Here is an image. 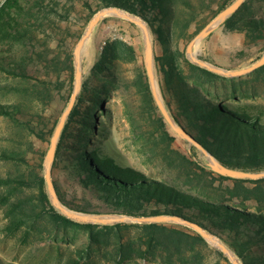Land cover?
I'll return each mask as SVG.
<instances>
[{
	"label": "trees",
	"instance_id": "obj_1",
	"mask_svg": "<svg viewBox=\"0 0 264 264\" xmlns=\"http://www.w3.org/2000/svg\"><path fill=\"white\" fill-rule=\"evenodd\" d=\"M233 1L222 0L215 11L212 7L218 0H82V5L88 12L85 25L105 7L120 8L142 18L150 28L154 47L157 48L155 71L161 77L158 82L160 92L174 120L223 165L242 171L263 172L264 122L261 115L254 116L232 103L216 102L212 98L211 87L224 77L194 65L186 57L185 51L179 48L180 42L191 41L206 24V19L202 24L197 23L204 12L212 10L211 17H215ZM260 5L264 9V0H246L222 27L227 33L243 34L249 44L264 43V12L257 8ZM70 12L67 8H61L59 0L2 1L0 68L28 84L14 88L16 92L31 95L45 104L46 101L51 102L54 94L61 95L65 83L44 79L40 80L41 84H32L25 63L15 58L6 64V69L2 64L7 60L1 56L2 43L12 40L27 43L33 52L38 43V34H48L49 30L54 32L53 26L57 22L70 20ZM192 27L195 28L193 32ZM82 33L78 32L76 38L79 39ZM61 39V44H64V39ZM44 49L34 51V54L38 61H46L47 71L53 70L57 75L65 71L70 74L69 101L74 81L73 56L62 52L51 58L47 46ZM138 62L136 48L124 39L115 37L104 41L62 131L54 165L63 164L71 178L76 179L112 213L135 217L177 216L217 235L235 252L242 264H264V211L252 212L228 205L225 201L185 193L123 164L119 156L108 151L103 144L92 143L91 135L98 128L96 125L100 114L110 117L104 102L117 88L119 70L123 65L136 68L131 84L142 98L143 112L149 118L156 117L154 123L163 140L175 141L176 137L169 135L168 124L155 103L146 69L143 65L138 66ZM231 80L234 82L237 79ZM25 115L22 104H0V117L28 129L41 140L47 141L53 136L57 121L47 131L42 122V127L37 128L32 125V120H22L21 117ZM76 124L80 126L76 127ZM6 157L26 163L24 157L18 154ZM190 164L200 170V177H210L212 181H231L233 186L227 189L231 199L256 203L264 200V178L232 179L215 175L195 161H190ZM37 167H27L28 173L14 180L18 187L31 188L35 185L36 195L13 203L10 208L13 218H19L18 213L22 211L25 217L47 219L56 228L83 229L87 231L90 241L97 244L113 238L117 255L123 258L136 253L141 258L150 255L155 260L160 256L165 264H205L208 255L212 254L217 259L215 264L228 262V258L212 248L200 234L180 225L118 223L103 226L70 220L52 206L44 176L41 175V163ZM56 190L65 203L57 186ZM65 205L86 212L78 206ZM23 207L28 209L23 210ZM132 229L138 231L136 238L124 243L126 234Z\"/></svg>",
	"mask_w": 264,
	"mask_h": 264
},
{
	"label": "rangeland",
	"instance_id": "obj_2",
	"mask_svg": "<svg viewBox=\"0 0 264 264\" xmlns=\"http://www.w3.org/2000/svg\"><path fill=\"white\" fill-rule=\"evenodd\" d=\"M2 1L0 0V4ZM59 1L61 8L71 11L70 20L57 22V25L53 26L54 32L52 30H49L48 34L40 32L34 51H44V47L47 46L51 58L59 56L62 52L71 53L74 67V87V49L88 28L89 23L85 25L88 12L84 9L82 0ZM221 1L218 0L212 7L214 11ZM258 7H260L259 11L264 12V9H261L263 5ZM211 15L212 10H209L199 17L198 24L207 20L200 31L217 16L211 17ZM194 29L192 27L191 32ZM82 31L81 37L77 39L78 32ZM115 37L122 38L132 44L139 54L138 66L145 67L144 39L140 28L121 18L108 17L94 28L82 50L83 81L89 77L104 41ZM61 38L64 39V44H61ZM189 43L190 41L188 43L182 41L179 43V48L186 53ZM34 51L32 52L27 43L14 40L2 43L1 56L7 59L6 63L2 62V64L8 69L6 64L11 63L9 61L13 58L23 61L27 67V74L31 77L29 82L32 84H41L40 80L44 79L53 82L64 81L65 87L61 92V97L54 94L51 102L46 101L43 104L32 98L31 95L18 93L14 88L26 87L28 84L0 68V104H22L26 115L21 119L32 120V125L37 128L42 127V122L45 130L49 131L56 121L58 124L69 103L67 93L70 74L65 71L57 75L53 70L47 71L46 61L41 60L43 63L38 61ZM194 52L199 59L212 65L226 70H240L252 66L262 57L264 43L249 44L243 34L227 33L220 26L208 38L195 46ZM154 53L157 54L155 47ZM262 68L263 66L250 73L252 76L248 74L237 78L224 77V80H219L211 87L212 98L216 102L232 103L254 116L261 115L264 122V69ZM135 69V66H121L117 88L112 90L104 102L110 117L100 114L96 125L98 128L91 135L92 143L103 144L108 151L118 155L119 161L123 164L185 193L206 196L211 200L225 201L228 205L252 212H263L264 200L256 203L255 201L241 202L236 198L231 199L227 193V189L233 186L231 181H212L213 179L210 177H200L199 175H202L200 170L190 164V161H195L200 167L209 170L206 167V159L193 144L178 135L168 123V133L176 139L174 142H166L161 138L160 132L157 131V124L154 123L156 117L149 118L150 116L143 112L142 98L131 84ZM156 79L157 82L161 81V77L157 74ZM231 79L237 80L233 82ZM79 126L76 124V127ZM51 138L47 141L41 140L30 133L28 129L7 118L0 117V155H2V159H0V264H165L161 261L160 256L156 260L150 255L141 258L136 253L128 258L120 257L117 255L113 238L97 244L90 241L87 231L83 229L56 228L47 219L25 217L22 211L18 213L19 218H13L10 211L13 203L36 195L35 185L31 188L18 187L14 180L20 175L28 173L27 167L38 169L39 163L42 165L41 175L45 177L44 161ZM9 154L21 155L26 163L7 158L6 156ZM51 173L54 185L57 186L66 204L85 209L84 213H112L92 193L86 191L76 179L71 178L63 164L56 163L54 165L53 163ZM215 175L218 174L215 173ZM214 177L216 178V176ZM65 203L63 204L65 205ZM25 209L28 208L23 207V210ZM137 234V230H130L125 236L124 243L130 238L135 239ZM216 260V257L210 254L206 258L205 264H215ZM221 264L232 263L228 259V262L221 261Z\"/></svg>",
	"mask_w": 264,
	"mask_h": 264
},
{
	"label": "water",
	"instance_id": "obj_3",
	"mask_svg": "<svg viewBox=\"0 0 264 264\" xmlns=\"http://www.w3.org/2000/svg\"><path fill=\"white\" fill-rule=\"evenodd\" d=\"M246 0H235L228 7H226L223 11H221L202 31H200L188 44L186 49L187 58L191 63L197 65L201 68H204L212 73L217 75L227 77V78H237L248 75L252 73L257 68L264 66V52L262 57L252 66L243 68L240 70H226L224 68L212 65L207 61L199 59L195 52L194 48L201 41L208 38L211 33L222 26L225 21L235 14L240 7L245 3ZM108 17H118L123 20H126L131 25H135L140 28L143 39H144V64L146 73L149 80L150 89L155 100L157 107L159 108L162 116L165 121L170 125V127L181 137L189 141L193 144L200 153L206 159V167L221 176L229 177L232 179H248V180H258L264 178L263 172H249L242 171L237 169L229 168L223 165L215 156L209 153L205 148L197 144L185 131L181 128L176 121L170 115L164 100L162 98L159 84L156 79L155 73V53H154V45H153V37L151 34V30L148 24L139 16H136L128 11H125L116 7H105L100 9L93 19L89 22L88 28L85 33L82 35L80 40L75 46L74 49V63H75V82L73 87V92L70 97L69 103L64 110L61 118L56 126L54 134L50 141V147L47 152L44 168H45V182L47 186L48 195L51 201L52 206L63 216L67 217L70 220H73L78 223L83 224H93V225H114L118 223H139V224H175L180 225L182 227L189 228L198 234H200L205 241L212 246L213 248L221 251L232 264H242L235 254V252L229 248L217 235L203 229L197 224L191 223L187 220L179 218L177 216L172 215H160V216H149V217H135L118 213H106V214H96V213H84L78 212L69 209L66 207L59 195L57 193L56 187L52 180V165L55 161V154L57 150V146L62 134V131L65 127V124L70 116L77 98L81 92L83 85V73H82V63H81V53L82 50L90 38L94 28L105 18Z\"/></svg>",
	"mask_w": 264,
	"mask_h": 264
},
{
	"label": "bare ground",
	"instance_id": "obj_4",
	"mask_svg": "<svg viewBox=\"0 0 264 264\" xmlns=\"http://www.w3.org/2000/svg\"><path fill=\"white\" fill-rule=\"evenodd\" d=\"M89 40V39H88ZM88 40H87V42H88Z\"/></svg>",
	"mask_w": 264,
	"mask_h": 264
}]
</instances>
